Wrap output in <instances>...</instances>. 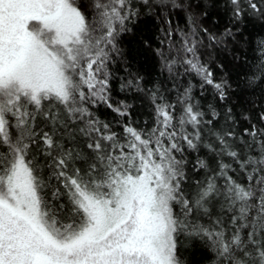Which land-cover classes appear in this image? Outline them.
<instances>
[{"label":"trees","instance_id":"1","mask_svg":"<svg viewBox=\"0 0 264 264\" xmlns=\"http://www.w3.org/2000/svg\"><path fill=\"white\" fill-rule=\"evenodd\" d=\"M66 1L82 29L64 93H2L0 172L21 153L76 230L83 194L159 163L176 264H264V0Z\"/></svg>","mask_w":264,"mask_h":264},{"label":"rangeland","instance_id":"2","mask_svg":"<svg viewBox=\"0 0 264 264\" xmlns=\"http://www.w3.org/2000/svg\"><path fill=\"white\" fill-rule=\"evenodd\" d=\"M81 29L82 17L66 0H0V96L63 95L68 49ZM92 63L83 65L82 81L91 79ZM162 167L145 162L142 173L121 177L108 194H83V223L73 230L43 212L17 152L0 172V264H176L173 185Z\"/></svg>","mask_w":264,"mask_h":264}]
</instances>
